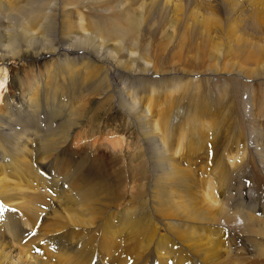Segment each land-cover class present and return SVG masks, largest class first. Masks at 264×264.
<instances>
[{
  "label": "bare ground",
  "instance_id": "1",
  "mask_svg": "<svg viewBox=\"0 0 264 264\" xmlns=\"http://www.w3.org/2000/svg\"><path fill=\"white\" fill-rule=\"evenodd\" d=\"M88 1L0 0V211L8 213L0 264H264V159L256 157L258 173L250 167V157L263 158V137L254 119L237 121L235 83L226 84L264 78L263 47L231 51L235 68L213 73L236 76L202 85L204 72L165 67L144 43L154 19L179 12L176 1L117 0L126 10L107 7L111 14ZM114 109L141 137L132 164L116 170L128 183L94 184L83 175L91 158L74 162L67 152L79 176L67 192L61 153L84 124L94 128ZM33 195L55 208L43 221ZM35 225L37 236L24 242Z\"/></svg>",
  "mask_w": 264,
  "mask_h": 264
},
{
  "label": "rangeland",
  "instance_id": "2",
  "mask_svg": "<svg viewBox=\"0 0 264 264\" xmlns=\"http://www.w3.org/2000/svg\"><path fill=\"white\" fill-rule=\"evenodd\" d=\"M20 1L21 4L24 3L25 1L27 2V0L24 1L20 0ZM89 1L95 2V0H89ZM174 1H176V5L179 9V12L175 16L172 17V15H170L168 18H164L163 20H161V18L154 19V26H151L150 30L146 29V31L144 32L146 34L143 37L144 39L146 38L144 40V43L145 45L148 44L147 49L149 50V52L151 53L156 52V54L158 53L160 54L161 52V54H163L162 56L164 57L162 59H164L163 62L165 67L171 66L172 62H174L177 66L179 65L182 68L188 70L196 69L199 72H204L203 74L200 73L199 75H197L199 78H201L200 79L202 82L201 84L204 85L205 83V81H203L204 79L205 80L210 79L211 81L212 77L214 78V75L217 76L223 73V72L220 73V71H217V73H213L215 70L214 67L216 68L219 67L218 70H222V66L225 65L229 68H235L238 59L236 57L235 58L233 57L232 60L226 59V56H229L231 51L237 53L239 51L238 48L242 47L243 44L248 48L252 47V45H259L264 49V0H256V1L174 0ZM96 2L97 3L99 2L100 4L101 2H104V0L103 1L101 0V2L99 0L98 1L96 0ZM96 2L95 4L93 2L91 3L93 5L90 6V9L94 8L95 6L96 7L95 9L101 8L102 10L106 11L107 7H109V10L111 8L113 10L117 6L116 12H118L120 9L126 10V6L122 5V3L117 4L118 3L117 0H108V1L105 0L106 3L105 2L104 4L101 3V7H98V4ZM177 2L179 4H177ZM121 5L123 8L120 7ZM118 6L120 7V9H118L119 8ZM115 10L112 12H115ZM105 13L111 14L108 13L107 11ZM255 14H260L261 16L259 15L255 16ZM195 15L198 18L199 22L197 21L194 22L191 19L192 18L191 16H195ZM206 22L210 23L209 24L210 27L208 30L204 29L202 25L203 23ZM254 23H256V27H253ZM158 26H161L160 30L156 29L158 28ZM217 27H219V29H217ZM211 29L212 31H210ZM229 34H232V36L235 39L234 38L232 39L231 35L229 36ZM246 41L247 43L249 42L248 43L249 46L246 43ZM240 44L241 46H239ZM160 47L161 50H159ZM175 50L181 52L179 53L181 57L178 60L176 59L177 57L173 55L175 53L174 52ZM170 55L174 56V58L176 57L175 58L176 60L171 59ZM216 56L218 59H215ZM181 60H183L185 63L183 61L181 62ZM168 63H170V65H168ZM245 66H246L244 68L245 71H250L254 69L257 72H259L260 70L255 65H245ZM19 67L20 66L17 64L8 65V69L12 72L19 69ZM262 68L264 69V67ZM263 71L264 70H261V72ZM209 74L210 76H208ZM224 75H227V77L229 78H234L236 76L234 72ZM246 81H248L247 83H250L249 85H251L252 87L249 86L247 88L246 86H244L243 85L244 81L236 82L233 80H228L226 84L235 83L233 84L235 90L234 89L232 90V97L234 103L237 106V110H236L237 121L239 120L241 123H243V125H245V120L247 118L254 119L255 123H257L260 128L258 132L260 135H262L263 137L262 143L264 144V78L245 80V83ZM245 106L247 110L244 113ZM115 111L116 110L114 109L113 112L110 111L108 113H101V115L99 116L100 118L93 126L94 128H90L92 126H90L89 124L87 125L84 124L79 130L76 131V134L79 137L77 138L73 137L71 139L70 144L65 146L66 150L61 153L59 158V161L64 165V167H61V169L58 170V172L61 174L62 178L67 183L66 186L67 192L72 191L71 189L72 181L74 180V178L79 177L72 173L71 171L72 168L71 169L68 168V163L70 162L67 161V157H68L67 152L69 153L70 156H73L74 162L77 159L79 161L84 162V156L82 154L91 158L89 164L86 163L87 168L86 171L84 172L85 174L83 175L87 174L86 178H90L94 184H101V183L103 185L109 184L110 186L113 187L116 186V183L118 181L119 182L121 181L120 183H122L123 181H127L128 183V178L125 173H122L121 174L122 177L117 179L118 176L116 175V170L118 169V167L126 168L132 164L131 160L133 157L136 156L135 150L136 147L138 146V140L141 139V137H138L139 134L137 133L136 129L130 126L129 124H127V121L124 122L125 118H123L124 119L123 120L121 117L117 115ZM51 124H53V122H50V125ZM50 125L48 126L43 125L42 130L38 131L39 135L45 134L44 130ZM183 133L184 135L188 136L185 130H183ZM245 133L244 135H246ZM113 143L114 144L116 143L115 146L121 144L122 150L119 151L117 149L113 151L112 149V146L114 145ZM250 143H252V141ZM234 146L239 147L240 144ZM29 156H30V160H37L35 155L32 154L31 152H29ZM262 156L263 158L260 156V154H258L257 156L254 155L250 157L251 166L250 165L249 166L253 169L254 173L259 172V174L257 175L264 176L263 173L259 170L260 163L258 162L259 158L260 160L264 159L263 153ZM115 158H117L118 160L117 162L115 161ZM255 167L257 168L255 169ZM206 170L210 171L211 167L208 165L206 167ZM120 171L129 173L127 169H120ZM37 172L41 176L46 171L43 169ZM83 177L84 176H82L81 178ZM134 185L135 184L131 182L130 187H133L135 189L138 188V184H136L135 186ZM133 190L134 189H132V193L135 194L139 193V189L135 190V192ZM34 198L37 202L36 208L41 209L42 213H44L43 215L42 213H40L39 215V218L41 219V221H43L42 219H44L47 216L50 210L55 208L51 207L53 206L52 202H50L48 205L47 203L44 204V201H42L40 197L34 196ZM221 202L225 203L224 200ZM33 221H35V219ZM7 223L8 220L4 219V221L0 223L1 228L4 229ZM37 223L39 224L40 220Z\"/></svg>",
  "mask_w": 264,
  "mask_h": 264
}]
</instances>
